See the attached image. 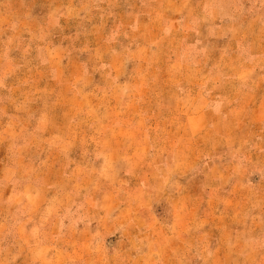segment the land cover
Here are the masks:
<instances>
[{
    "label": "rangeland",
    "instance_id": "rangeland-1",
    "mask_svg": "<svg viewBox=\"0 0 264 264\" xmlns=\"http://www.w3.org/2000/svg\"><path fill=\"white\" fill-rule=\"evenodd\" d=\"M126 1L0 0V264H264V154L237 162L234 111L264 0H164V22Z\"/></svg>",
    "mask_w": 264,
    "mask_h": 264
},
{
    "label": "crops",
    "instance_id": "crops-1",
    "mask_svg": "<svg viewBox=\"0 0 264 264\" xmlns=\"http://www.w3.org/2000/svg\"><path fill=\"white\" fill-rule=\"evenodd\" d=\"M111 1L114 3L120 2V0H111ZM133 1H136V4H138L140 7L139 9H137L136 12H134L133 10L130 11L132 16L135 13H137V15L135 16V18H133V20L141 21L144 19V21H148V22H157V21L158 22H164V21H166V18L164 16V10H163L164 0H132V2ZM145 6L146 7L149 6V8H146ZM144 10H146V11H144ZM145 12H147V13H145ZM143 13H145V14H143ZM142 15L144 16V18H142ZM112 17L114 19V22H116L115 14ZM166 36L170 39L169 35H166ZM170 36H173V35H170ZM230 37H232V36H230ZM225 38L227 39L229 37L226 36ZM262 38L264 39V37H262ZM179 40H178V43L180 42L179 45L169 48L168 53L170 55L171 54L175 55L174 53H176L180 49V46H182L181 45L182 43ZM240 42H241L240 38L235 39L236 45H235L234 53L242 52L241 51L242 44ZM140 44L142 45V43L138 42V44H136V46L133 47L134 52H138V49L141 50V48H139ZM154 48L156 50V48H159V45L157 44V46L151 47V49H154ZM182 49H183V46L181 47V50ZM145 50H147V49H145ZM263 58L264 57H258V60H263ZM172 63H174V65H175L176 62H172ZM195 66H196V68L198 67L197 65H195ZM256 68H257V71H259V73L262 76L261 77L262 79L260 81L254 80V82H250L249 80L235 79V81L238 84L241 96L239 98L240 101L238 102V104L234 108V111L238 117L240 116L243 119L241 121L242 124L240 126L237 125V129H236V135H237L239 141H241V142L239 143V147H237L238 148V154L235 157H237V162L241 166H244L242 168H246V166H248V164L249 165H255V166L260 165L257 158L260 154H264V140L257 137L258 134L264 132V128L260 132L257 127L249 126V123H247V121H244V119H246V118L247 119L258 118L259 119L257 122L258 125L260 123H262V121H264V62L261 61ZM232 81L233 80L231 78H223L219 82H211V81H207V80H199V79L195 80L194 79V80L188 81L187 83H190V94L193 95L192 96L193 100L195 101L194 98H197L199 100L201 98H203V108H205L212 101H215V100L217 101V100L222 99V98H223L222 100H224L225 97H223V95L225 94L226 90H224L222 92L219 90V88L222 85H224V83L229 85L230 82H232ZM164 82L165 81L163 79V76H160L152 82H146L145 81L144 85L149 86L150 83H154V84L159 83V84H161V86H163ZM174 83L175 82H172L170 84L174 85ZM259 88H260V90H259ZM191 95H190V97H191ZM250 95L252 97H249ZM246 100L249 102L248 104H241V105L239 104L240 102L246 101ZM253 136H255V140L253 139ZM251 138L253 140H251ZM260 149H263V151L258 152V151H260ZM245 170H243V171H245ZM28 222H29V218H25L24 220H21V222L18 223V225L21 227L23 232L31 234L33 232V230H36V228L35 227L33 228V225H29Z\"/></svg>",
    "mask_w": 264,
    "mask_h": 264
}]
</instances>
